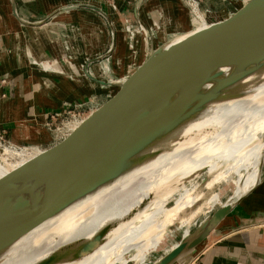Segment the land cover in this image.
Listing matches in <instances>:
<instances>
[{
    "label": "water",
    "instance_id": "1",
    "mask_svg": "<svg viewBox=\"0 0 264 264\" xmlns=\"http://www.w3.org/2000/svg\"><path fill=\"white\" fill-rule=\"evenodd\" d=\"M263 69L264 0H249L229 19L166 43L119 80L104 84L107 89L102 95L16 151L40 155L0 179V246L111 181L165 133L209 104L238 96L242 82ZM52 146L69 154L30 189L25 180L31 166L45 158L48 154L42 152ZM245 195L233 204L228 203L232 197L228 199L191 238L156 264H169L184 253L198 254ZM108 230L88 243L79 257L98 248Z\"/></svg>",
    "mask_w": 264,
    "mask_h": 264
},
{
    "label": "bare ground",
    "instance_id": "2",
    "mask_svg": "<svg viewBox=\"0 0 264 264\" xmlns=\"http://www.w3.org/2000/svg\"><path fill=\"white\" fill-rule=\"evenodd\" d=\"M205 20L201 15L198 18L203 29L208 28ZM239 90L238 96L228 95L209 104L193 119L165 133L157 145L111 181L14 242L0 246V264H80L84 259V264H129L126 255L132 251L137 252L132 260L146 252L153 253L147 264L161 261L191 236L189 226L180 240L165 238L168 227L177 220L183 221L181 217L201 199L186 188V182L207 169L215 170L221 160H231L226 172L210 180L208 188L243 171L228 202L233 204L258 185L264 163V69L244 80ZM42 153L48 155L35 162L27 174L31 182L39 175L45 177L49 168L69 154L59 147ZM24 154L14 163L4 160L3 170L9 174L40 155ZM176 194L179 197L166 208ZM208 203L212 208L227 202L215 194ZM200 210L199 207L188 219ZM105 229L109 230L101 245L79 257L84 247ZM196 255L197 252L184 253L169 264H189Z\"/></svg>",
    "mask_w": 264,
    "mask_h": 264
},
{
    "label": "crops",
    "instance_id": "3",
    "mask_svg": "<svg viewBox=\"0 0 264 264\" xmlns=\"http://www.w3.org/2000/svg\"><path fill=\"white\" fill-rule=\"evenodd\" d=\"M239 1L220 0L207 15L211 20L230 18V9ZM159 8L168 10L165 32L182 30L179 21L186 19L187 11L179 0L148 4V9ZM124 11L121 3L104 0H0V132L16 144L30 142L44 136L49 123L71 108L102 95L105 85L90 76L89 68L105 51L109 29L126 22L123 14L128 10ZM124 32L118 48L123 69L117 70L114 62L116 77L145 61L136 58L131 64L127 52L134 35L128 27ZM91 70L98 78L104 75L100 64ZM116 91L115 87L112 94ZM263 170L264 163L258 185L235 204L215 238L189 264H264Z\"/></svg>",
    "mask_w": 264,
    "mask_h": 264
},
{
    "label": "rangeland",
    "instance_id": "4",
    "mask_svg": "<svg viewBox=\"0 0 264 264\" xmlns=\"http://www.w3.org/2000/svg\"><path fill=\"white\" fill-rule=\"evenodd\" d=\"M104 1L109 4H114V5H117V2L121 3L123 9H125V11L128 10V12L124 11L126 13V16L124 15L125 13L123 14V19L126 20L124 24H120V25L117 24V29H114V31L112 29H109L108 37L110 40L108 39L109 42H108V45L105 51L100 52L98 56H96L95 58L97 61L92 62L90 65V68H89L90 76L98 80H101L103 86L104 84H110L113 81L119 80L123 76L117 72V77H116V73L114 72L115 71L114 62L117 61V64H118L117 70L123 69L121 57L118 54V48L120 46V36L125 35L124 31L126 27L128 26L133 27L132 32L134 34V38L132 42V47L127 52V56L131 60H133V62H131V64H133L136 58L138 59V61L146 60L155 50L165 45L166 43L176 39L179 36L181 37H179L178 40H182L184 37H187L188 35H191L197 31L204 30L203 27L199 25V21L197 19H196L197 21L194 22L193 5H195L199 11L206 13L207 11L213 10V6L220 3V0H179L187 11L186 19L185 20L183 19L182 22L179 21L181 27L183 28L182 30L178 32L167 33L165 32L167 30H165L164 25L167 22L166 18L168 17V10L163 9V8L154 9V10L148 9V4L151 0H104ZM248 1L249 0H240L239 2H237L235 6H233V9H230L231 10L230 15L232 16V14H234L237 10H239ZM217 7H220V6L218 5ZM135 10H137V14H138L137 17L134 15ZM203 16L207 20H209L208 22L211 26L219 24L229 19V18H226V19L216 18V19H213L215 20L213 21L208 17L207 14ZM110 21L112 23V20ZM194 23L196 24V26L194 25ZM112 25H116V24L112 23ZM156 25L157 27H155ZM187 26L190 28V33H187L185 31ZM65 34H66V31H65ZM116 54H117V60H115L116 58L114 56ZM96 64H100L102 67L107 66L110 71L105 72V75L99 74V78H98V76H95L91 70V67L95 66ZM102 76L103 78H101ZM104 88L105 90L107 89L106 86H104ZM96 97H92L91 100L86 102L83 106L88 105ZM77 111L78 109L75 110L74 108H71L68 111V113L65 114L61 119L59 120L56 119L54 122L49 123L45 131L47 132L51 129H54L61 123V121L67 119L69 116L75 114ZM0 137H1L0 139V159L2 158L1 159L2 161L0 160V166H1L0 171H2L0 173V179H1L3 178L2 175L4 174L7 175V173L2 168V165H4L3 161L5 160L6 162H9V163H14L16 161H19L21 158H23L22 157L23 153L26 154L28 152H24V151L16 152V151L36 141L37 139L40 138V136L38 135V137L36 138L33 137L34 140L30 142L27 141L22 144L14 143L12 139L8 136V134L5 132L4 133L0 132ZM56 147L57 146H52L50 149H48L47 151L45 150V151L53 152V150H55ZM4 150H8L9 153L4 152ZM231 162H232L231 160L230 161L221 160L218 162V165L215 168V170L210 172L207 169L206 171L195 176L194 177L195 179L193 178L192 180L185 183L186 188L191 189L193 194L200 195L201 199L200 201L197 202L196 206L193 209H188L185 215L181 217V218L184 217L183 221H181V219L177 220L174 222V224L168 227L165 238L168 239V237H171L172 242H176L181 239L182 235L184 234V231L187 230L189 226L191 227L192 231L190 233L191 236H189L187 239L191 238L194 235V233L199 229V227L204 223V221L207 220L210 214L213 213L219 206V205H216L211 208L210 207L211 204L208 203V199L211 196L218 194L221 197V201L226 202L228 199H230L233 196L236 190L235 182L238 181L239 175L243 174V171H241L239 174H234L230 176L228 180L220 181L219 183L214 184L212 187H209V188L207 187L208 186L207 184L209 183V181L212 180L216 175L226 172ZM42 176L43 175L37 176L38 179L36 177V180L34 179L32 182L30 179H27V178L25 181L26 183L29 182L28 186H30L29 187L30 189L32 188L34 189L35 182L37 181L38 183L39 180H41L40 177ZM178 197H179L178 194L174 195L173 198L169 200V203L168 205H166L167 206L166 208L170 207ZM199 207L201 208V210L196 215H194L191 219H188L190 215L193 212H195ZM136 254H137L136 251H132L131 253L126 255V258L129 261V264H147L149 258H151V256L153 255V253L149 254L145 252L144 254L146 256L141 254L136 258V260H132V258H135ZM84 261H86V259L81 261V263L84 264L85 263Z\"/></svg>",
    "mask_w": 264,
    "mask_h": 264
},
{
    "label": "built area",
    "instance_id": "5",
    "mask_svg": "<svg viewBox=\"0 0 264 264\" xmlns=\"http://www.w3.org/2000/svg\"><path fill=\"white\" fill-rule=\"evenodd\" d=\"M193 15H194V22H196L197 20H198V18H199V16L201 15V16H203V15H206L207 13L208 14H210L211 13V11H207L206 13H203V12H201V11H199L197 8H196V6L195 5H193ZM197 19V20H196ZM206 21V23H208V21L207 20H205ZM194 25L196 26V24L194 23ZM128 29H129V33H132L133 34V32H132V29H133V27L132 26H128ZM134 35V34H133ZM132 42H133V40H132ZM104 67V66H103ZM102 67V68H103ZM104 69V71H103V74L105 75V72H108V71H110L109 70V68L106 66V67H104L103 68ZM81 107H83V105L81 106ZM81 107H79L78 109H80ZM77 110V109H76ZM0 139H1V137H0Z\"/></svg>",
    "mask_w": 264,
    "mask_h": 264
}]
</instances>
